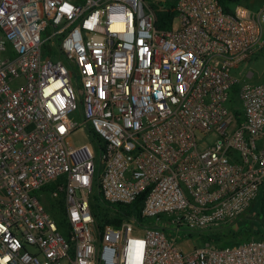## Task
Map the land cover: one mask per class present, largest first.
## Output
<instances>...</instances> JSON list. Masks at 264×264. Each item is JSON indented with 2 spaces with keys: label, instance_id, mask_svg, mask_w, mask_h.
Returning a JSON list of instances; mask_svg holds the SVG:
<instances>
[{
  "label": "built area",
  "instance_id": "obj_1",
  "mask_svg": "<svg viewBox=\"0 0 264 264\" xmlns=\"http://www.w3.org/2000/svg\"><path fill=\"white\" fill-rule=\"evenodd\" d=\"M159 3L174 6L171 29ZM262 49L264 7L0 0V264H264L261 240L185 250L177 239L264 198V80L241 71ZM84 127L103 142L76 147ZM59 178L49 198L65 194L64 233L43 200ZM96 189L110 204L146 195L155 227L101 228Z\"/></svg>",
  "mask_w": 264,
  "mask_h": 264
},
{
  "label": "trees",
  "instance_id": "obj_2",
  "mask_svg": "<svg viewBox=\"0 0 264 264\" xmlns=\"http://www.w3.org/2000/svg\"><path fill=\"white\" fill-rule=\"evenodd\" d=\"M236 0H219L224 9L233 13L229 7V2H235ZM167 11L162 17V24L159 23V27L162 29H171L176 18V12H174V6L170 3L166 5ZM239 105L237 98V91L235 92L230 110L235 114L236 123L242 122V112L237 109ZM89 135L101 144L103 141L98 134L93 130H89ZM62 178L57 179L49 186L43 189L44 192L52 193ZM146 195L141 196L135 203L131 205L110 204L104 200L100 191L95 190V194L91 201V206L94 210L95 217L101 228L107 225L119 226L124 221L135 219L139 224L155 227V219H143L141 217L142 206ZM52 217L56 220L59 230L65 232L68 229V223L65 215V195L60 193V197L53 202L50 209ZM163 221L168 220L166 217H161ZM239 222L242 224L237 225ZM196 238L205 242H210L219 248H225L235 244H242L251 239L264 241V198L261 195L256 202L252 205L250 211L246 216L242 217L239 221L222 226L215 230H208L203 232L190 233L189 238Z\"/></svg>",
  "mask_w": 264,
  "mask_h": 264
},
{
  "label": "rangeland",
  "instance_id": "obj_3",
  "mask_svg": "<svg viewBox=\"0 0 264 264\" xmlns=\"http://www.w3.org/2000/svg\"><path fill=\"white\" fill-rule=\"evenodd\" d=\"M241 1L242 0L229 2L228 5L233 10L236 7V5L239 4ZM153 6L157 12L159 23L162 24V17L164 16V13L167 11L166 5L159 3V4H154ZM241 71H243L244 78L249 72L253 73L252 76L253 78L251 80L253 82H259L260 80H264V49L253 55L248 60V62L243 66V69L241 68ZM198 138L200 140V143H207V144L208 143L210 144L213 140L212 136L198 135ZM92 142H93V138L88 135V131L86 127L79 129L73 135V143L76 147L82 146L84 144H91ZM57 187L58 185L56 186V188ZM49 194L50 193L48 192H44L43 200H45V204L50 210L52 208L53 202L60 197V194L55 199L49 198ZM242 223L243 222H239L237 225ZM179 236L180 237L177 236L178 244H180V246L185 250H191L203 245V241L196 238V235L193 238H189L188 237L189 233L187 231H181Z\"/></svg>",
  "mask_w": 264,
  "mask_h": 264
},
{
  "label": "crops",
  "instance_id": "obj_4",
  "mask_svg": "<svg viewBox=\"0 0 264 264\" xmlns=\"http://www.w3.org/2000/svg\"><path fill=\"white\" fill-rule=\"evenodd\" d=\"M239 6L245 7L251 11H258L264 7V0H242L233 10Z\"/></svg>",
  "mask_w": 264,
  "mask_h": 264
}]
</instances>
